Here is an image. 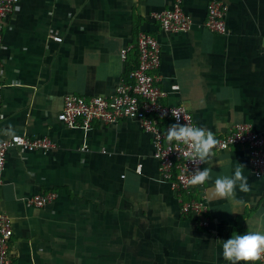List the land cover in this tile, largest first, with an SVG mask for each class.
Returning a JSON list of instances; mask_svg holds the SVG:
<instances>
[{"label":"crops","instance_id":"obj_1","mask_svg":"<svg viewBox=\"0 0 264 264\" xmlns=\"http://www.w3.org/2000/svg\"><path fill=\"white\" fill-rule=\"evenodd\" d=\"M217 1L227 7L226 34L204 26ZM173 3L20 0L6 21L0 139L19 133L55 143L48 151H8L0 212L12 220L15 264H229L223 241L264 233V177L254 174L245 146L216 148L213 164H205L210 225L201 227L181 216L175 191L161 178L153 137L136 120L85 129L59 119L67 94L109 95L129 79L145 31L161 45L166 103L184 105L216 138L237 123L264 132V0H183L193 25L167 33L151 14ZM241 165L249 191L237 188L234 201L218 196L214 179ZM49 192L57 193L50 203H30Z\"/></svg>","mask_w":264,"mask_h":264},{"label":"built area","instance_id":"obj_2","mask_svg":"<svg viewBox=\"0 0 264 264\" xmlns=\"http://www.w3.org/2000/svg\"><path fill=\"white\" fill-rule=\"evenodd\" d=\"M20 0H0V49L4 41V27L6 21L14 13ZM227 7L217 1L212 2L204 26L217 34H226ZM151 17L160 25L164 32H186L193 25L192 18L183 8V0H174L173 6L162 11H154ZM49 38L62 42L63 37L57 33H50ZM130 45L122 49L124 59ZM138 63L128 77L122 79L113 93L109 95L80 96L67 94L59 119L70 128L82 127L90 129L95 122L114 124L122 119L136 120L142 129L151 134L155 148V157L159 163L161 178L167 181L175 191L179 203L180 214L189 217L192 222L201 227H208L210 220L207 217L208 196L204 185H191L189 180L197 168L203 170L205 164H194L189 159V147L173 140L166 139L167 128L175 123L196 125L194 116L184 105H171L165 102L168 91L160 86L162 75V49L160 42L151 33L141 31L137 42ZM3 61L0 56V100L3 87ZM178 86H173L177 89ZM181 113L179 120L172 115ZM185 118V119H184ZM217 149H228L233 145H243L248 150L254 174L264 177V132L256 131L249 123H237L224 136L217 138ZM55 147L54 141L48 136L30 137L24 134L13 133L0 139V186L3 184V175L6 168L8 151L19 148L24 151H48ZM81 149H86L82 147ZM142 165H138L141 171ZM57 198V193H38L30 203L36 207H43ZM13 236L11 217L0 212V264H15L10 250V241ZM260 263L264 264V254ZM37 264V263H34Z\"/></svg>","mask_w":264,"mask_h":264},{"label":"clouds","instance_id":"obj_3","mask_svg":"<svg viewBox=\"0 0 264 264\" xmlns=\"http://www.w3.org/2000/svg\"><path fill=\"white\" fill-rule=\"evenodd\" d=\"M181 113H173V117L179 120ZM185 119V118H184ZM166 139L169 143L175 140L177 143H183L189 147V159L194 164H213L212 158L217 157L216 146L219 144L214 133L202 127L191 125L189 123L181 125L175 123L167 128ZM216 162L219 161L216 159ZM225 164L230 165L231 161L225 159ZM212 180L211 170L205 167L203 170L197 168L194 174H191L189 183L191 185H204ZM215 191L218 196L235 200V191L247 193L249 191L248 177L243 174L242 165L234 169L232 176L217 177L213 181ZM243 203L242 200L235 201ZM223 258L229 264H255L264 254V233L249 231L244 234H233L222 243Z\"/></svg>","mask_w":264,"mask_h":264},{"label":"trees","instance_id":"obj_4","mask_svg":"<svg viewBox=\"0 0 264 264\" xmlns=\"http://www.w3.org/2000/svg\"><path fill=\"white\" fill-rule=\"evenodd\" d=\"M134 69V68H133ZM132 70V69H131ZM129 74V73H128Z\"/></svg>","mask_w":264,"mask_h":264}]
</instances>
